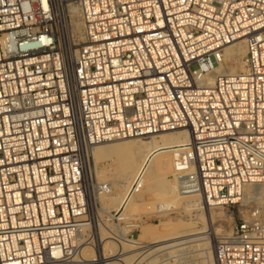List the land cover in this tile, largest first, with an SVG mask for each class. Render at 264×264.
<instances>
[{
  "label": "built area",
  "instance_id": "built-area-1",
  "mask_svg": "<svg viewBox=\"0 0 264 264\" xmlns=\"http://www.w3.org/2000/svg\"><path fill=\"white\" fill-rule=\"evenodd\" d=\"M238 39L242 69L209 82ZM176 130L189 135L172 153L179 193L230 205L264 184V0H0V264H83L85 242L93 264L128 252L147 264L155 247L118 209L109 236L130 251L96 247L87 160L101 143ZM213 251L216 264H264V222H236Z\"/></svg>",
  "mask_w": 264,
  "mask_h": 264
},
{
  "label": "bare ground",
  "instance_id": "bare-ground-1",
  "mask_svg": "<svg viewBox=\"0 0 264 264\" xmlns=\"http://www.w3.org/2000/svg\"><path fill=\"white\" fill-rule=\"evenodd\" d=\"M69 9L72 14V21L74 22L73 33L76 36L75 41L78 43L83 37V23L79 18V11L77 6L72 3L70 4ZM244 53L245 45L242 39H238L222 47L220 59L221 62L213 67V72L212 74L208 75L207 80L211 82L214 76L218 73L232 74L241 70L243 66L242 57ZM228 60H232L234 65L230 66L229 64H227ZM238 68L241 69L237 70ZM188 139L189 135L185 130L163 131L155 134H148L145 136H134L123 138L122 140L119 139L107 141L95 146L90 152L89 158L92 155L94 163H92V160L88 158L85 173L89 182L91 180L89 177V171L91 173L92 179L94 178L95 174L100 176L102 179H106L108 178V176L112 175L114 170H117L118 174L117 179L113 183L114 188H112L113 191L115 188H118L119 191L112 193L111 196L105 197L103 193L100 192V190L103 189L104 192L108 193L109 189L105 190L104 188H102V186L98 187L99 184L97 186L94 184V186H92V188L90 189V194L94 192V200H96V203L99 200L104 205V207L98 206L97 208L98 213L95 217V219L97 220L93 227L95 235L94 233L93 235L95 238L96 247L99 248L100 251L103 250L105 256L112 255L117 249L121 248L122 246H124L123 251H130L131 248H128V246L130 245L127 243H123V245H121L111 239H107L110 236L105 235V229L99 222L101 220V216H103L104 213H107L110 216V211L113 207L112 205H117L118 211H122L121 214L123 215H125L126 212H136V207L138 205V200H140V197H142L146 193V191H148L152 184L163 181L169 188H171V194L170 196L168 195V198L170 200L173 199L181 201L185 206L188 215H194L193 212H195V215L199 216L202 226L197 228H190L186 232L178 233L168 238L151 241V243L153 244L149 243V247L164 241L178 239L168 244L160 245L155 248L154 251L157 249H167L187 244L185 246L183 245L185 249L194 246L195 250H201L200 253L203 254L202 257L204 258H201L203 260V264H216L213 251V238L212 236L202 235V233H206L210 229V224L213 223V216L210 211L215 208H222L223 210L225 206L207 205L196 194L184 195L179 193L176 189L174 179L171 178L173 156L172 153L177 150V147L175 146L179 145L182 142L188 141ZM116 153H122L123 161L115 162L108 160L110 155ZM104 160L107 161L102 162ZM140 172L142 173L140 187L136 192L130 193V187L135 183L136 176ZM262 185L264 184L252 182L244 184L241 190V198H245L247 195L250 196L253 193H257L258 191L259 193L264 194V188H262ZM96 190L97 192H100V194H95ZM89 196L91 198V195ZM207 226L209 227L208 229H206ZM215 230L217 232L221 231L220 229ZM226 235L222 236L221 238L225 237ZM137 241L139 242L140 240ZM183 246H181L180 248H182ZM97 248L96 251L98 252ZM95 255L96 252L94 251L91 243L88 244V242H85L82 247V254L80 255V259L83 264H93L91 260L94 259ZM170 255L173 256V254ZM133 258L134 254L128 252V254H125V256H123V258H121L120 260L108 258L105 261V264H133Z\"/></svg>",
  "mask_w": 264,
  "mask_h": 264
},
{
  "label": "rangeland",
  "instance_id": "rangeland-1",
  "mask_svg": "<svg viewBox=\"0 0 264 264\" xmlns=\"http://www.w3.org/2000/svg\"><path fill=\"white\" fill-rule=\"evenodd\" d=\"M72 25H73L72 27V31H73L74 28L73 21H72ZM227 64H229L230 66L234 65L232 60H228ZM239 69L241 68H238L237 70ZM92 157L93 156L91 155L89 159H91L92 163H94ZM108 160L115 162L123 161V155L122 153L112 154L110 155ZM105 161L107 160H104L102 162ZM117 175H118L117 170L116 171L114 170L112 175L108 176V178L106 179H102L100 176L96 174L92 179L91 173L89 171V177L91 179L90 189L92 188V186H94V184L96 186L98 184L99 185L102 184L101 186L103 188V184L106 182L109 187V192L106 193L104 192L103 189L100 190V192L103 193L105 197L111 196L112 193L119 191L118 188H115L113 191L114 188L113 183L117 179ZM262 188H264V185H262ZM100 192H97L96 190L95 194L97 193L98 195L100 194ZM93 193L94 192L90 194L91 195L90 200L94 212V217H96L98 213L97 211L98 206L104 207V205L99 200L96 203V200H94L95 198ZM170 194H171V188H169L165 182L163 181L156 182L152 184V186L148 189V191H146V193L142 197H140V200H138V205L136 207V212H126V214L123 215L121 214L122 211H119L122 217H126V216L137 217L141 221V225L139 227L140 230L137 232L138 234L137 240H140L139 242H147V244L149 243L153 244L151 243V241L168 238L175 234L186 232L190 228H197L202 226L199 216L195 215V212H193L194 215L192 214L188 215V212L181 201H177L173 199L170 200L168 198V195L170 196ZM251 195L250 196L247 195L245 198H241L242 195H240L241 199L237 200V202L230 205H223L225 206L223 210L222 208L221 209L215 208L212 211H210V213L213 216V223L210 224V229L206 233H202V235L212 236L213 245H214V243L218 239H220L222 236L230 232L232 226L240 220L259 218L262 222H264V194H261L258 191L257 193H253ZM112 206L113 207L111 208V211L113 209H117V205H112ZM254 211H257L258 214L256 213V215H254ZM109 217L110 216L107 213H104L103 216H101L100 218L101 220L99 221L100 224H102V226L105 229L106 236H109L110 229L114 228V225L112 221H110ZM96 220L97 219H95V222ZM102 220H105V223H103ZM208 228L209 227L207 226L206 229ZM215 229H220L221 231L217 232ZM107 239H110V237H108ZM176 240L178 239L164 241L159 244H154L151 248L154 247L157 248L160 245H165ZM183 245L185 246L187 244H183ZM183 245L167 248V251L162 258L161 256H157V254H155L156 250L155 251L150 250L149 256L148 258H146V262L147 264H156L158 262H162V263L167 262L166 264H201L202 261L203 264L202 259L204 258L202 257L203 254L200 253L201 250H195L194 246L185 249ZM181 246L183 247L180 248ZM170 254H173V256Z\"/></svg>",
  "mask_w": 264,
  "mask_h": 264
}]
</instances>
